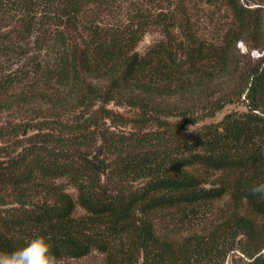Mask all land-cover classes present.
Masks as SVG:
<instances>
[{
    "label": "trees",
    "instance_id": "1",
    "mask_svg": "<svg viewBox=\"0 0 264 264\" xmlns=\"http://www.w3.org/2000/svg\"><path fill=\"white\" fill-rule=\"evenodd\" d=\"M127 1L0 0V251L264 264V0H206L214 36L183 0L106 21Z\"/></svg>",
    "mask_w": 264,
    "mask_h": 264
},
{
    "label": "rangeland",
    "instance_id": "2",
    "mask_svg": "<svg viewBox=\"0 0 264 264\" xmlns=\"http://www.w3.org/2000/svg\"><path fill=\"white\" fill-rule=\"evenodd\" d=\"M183 2L188 8L192 9V16L198 26L199 31L207 36H214V16H218L220 18H223L222 14H226L225 17L227 16V13H223V10L221 13H217V9L214 6L208 4L206 0H183ZM134 3H138L136 6L142 5L148 10L147 12L151 16L152 14L156 15L160 11L165 12L169 10V0H128L122 5L121 8L116 7L117 9H114L109 15H104L106 21L111 22L112 25L117 24L120 26H125V24H128L130 17L133 15V8L130 6H132ZM173 5H171V8H173ZM151 22H154V20H151ZM162 38L163 33L161 26L152 24L150 25L149 30L144 34L142 39L137 44L136 49L140 52H143L152 43ZM237 47L239 49V52H236L238 60L242 59L247 61V54H249L251 58L256 59L262 53L256 49L249 50L248 47L241 41L237 43ZM245 109L246 107L242 103H229L225 105L219 112H217L215 116L206 119V121H218L224 116V114L230 111H243ZM67 188L70 192L75 194V189L72 186L67 185ZM58 264H106V260L105 254L97 250H93L91 253L83 257L58 259Z\"/></svg>",
    "mask_w": 264,
    "mask_h": 264
},
{
    "label": "clouds",
    "instance_id": "3",
    "mask_svg": "<svg viewBox=\"0 0 264 264\" xmlns=\"http://www.w3.org/2000/svg\"><path fill=\"white\" fill-rule=\"evenodd\" d=\"M251 193L264 199V183L251 188ZM50 237L38 234L12 251H0V264H58Z\"/></svg>",
    "mask_w": 264,
    "mask_h": 264
}]
</instances>
